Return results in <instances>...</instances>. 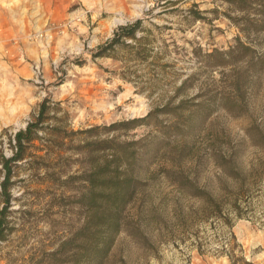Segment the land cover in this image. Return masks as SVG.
Segmentation results:
<instances>
[{"label": "rangeland", "instance_id": "374dc122", "mask_svg": "<svg viewBox=\"0 0 264 264\" xmlns=\"http://www.w3.org/2000/svg\"><path fill=\"white\" fill-rule=\"evenodd\" d=\"M262 1L141 0L134 37L102 57L97 48L124 26L96 36L91 14L79 36L69 20L30 34L34 53L11 39L31 102L0 127V163L44 100L48 111L12 163L0 264H264ZM128 144L143 189L107 257L86 263L90 176Z\"/></svg>", "mask_w": 264, "mask_h": 264}, {"label": "trees", "instance_id": "16d2710c", "mask_svg": "<svg viewBox=\"0 0 264 264\" xmlns=\"http://www.w3.org/2000/svg\"><path fill=\"white\" fill-rule=\"evenodd\" d=\"M254 4H257L255 2ZM261 10H257L260 20V31H264V4L257 5ZM140 24L137 20L133 25H126L113 33L112 38L103 46L97 48L94 57H102L111 49L122 37H134V30ZM47 101L44 100L38 108L36 115L32 116L27 122L25 129L19 130L13 137V154L10 158H1L0 166L3 169L2 181H0V240L3 239L5 230V211L9 206L10 195L8 187L10 185L11 173L13 172L12 163L25 159L28 144L36 140V133L43 130L47 120L45 116L48 111ZM144 119H137L127 123L111 125L110 128L117 126H128ZM131 144L126 145L121 151L113 150L110 161L95 166L88 182V193L86 195V207L93 212L92 222L96 227L95 245L85 248L83 251L84 262L89 263L92 259L102 261L110 253L116 237L121 233L123 227V211L137 199L143 189L142 181L135 175L136 151L130 148ZM264 164L262 165V167ZM242 186L238 190H242ZM235 196L231 207L235 216H242L243 207ZM218 208V207H216Z\"/></svg>", "mask_w": 264, "mask_h": 264}, {"label": "crops", "instance_id": "0c3cea01", "mask_svg": "<svg viewBox=\"0 0 264 264\" xmlns=\"http://www.w3.org/2000/svg\"><path fill=\"white\" fill-rule=\"evenodd\" d=\"M141 0H0V127L17 123L29 109L31 96L22 76L28 71L18 59L19 49L11 39H21L24 51L34 53L26 41L30 34L49 25L72 21L75 35L85 32V15L91 14L96 36L108 37L117 26L140 20L136 3ZM136 13V14H135ZM137 16V17H134ZM64 33V31H63ZM14 91V92H13Z\"/></svg>", "mask_w": 264, "mask_h": 264}]
</instances>
